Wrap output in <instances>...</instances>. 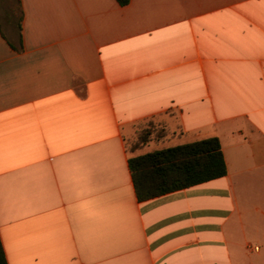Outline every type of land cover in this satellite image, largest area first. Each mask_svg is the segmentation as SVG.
I'll return each mask as SVG.
<instances>
[{
	"label": "crops",
	"instance_id": "obj_1",
	"mask_svg": "<svg viewBox=\"0 0 264 264\" xmlns=\"http://www.w3.org/2000/svg\"><path fill=\"white\" fill-rule=\"evenodd\" d=\"M209 136L224 176L138 198L129 157ZM0 236L8 264H264V0H0Z\"/></svg>",
	"mask_w": 264,
	"mask_h": 264
},
{
	"label": "trees",
	"instance_id": "obj_2",
	"mask_svg": "<svg viewBox=\"0 0 264 264\" xmlns=\"http://www.w3.org/2000/svg\"><path fill=\"white\" fill-rule=\"evenodd\" d=\"M125 5L129 0H118ZM15 12L17 9H14ZM22 18V10L20 20ZM151 138L143 135L141 145ZM137 147H134V150ZM133 184L140 200L202 183L227 173L218 136L155 149L128 159ZM0 264H8L0 236Z\"/></svg>",
	"mask_w": 264,
	"mask_h": 264
},
{
	"label": "rangeland",
	"instance_id": "obj_3",
	"mask_svg": "<svg viewBox=\"0 0 264 264\" xmlns=\"http://www.w3.org/2000/svg\"><path fill=\"white\" fill-rule=\"evenodd\" d=\"M1 17H3L1 15ZM150 135L151 137H161L165 134L164 127L160 124L158 121L150 120L142 123L138 128L136 129V133L128 138L127 140V146L129 149H133L134 147L141 146V138L143 135Z\"/></svg>",
	"mask_w": 264,
	"mask_h": 264
}]
</instances>
